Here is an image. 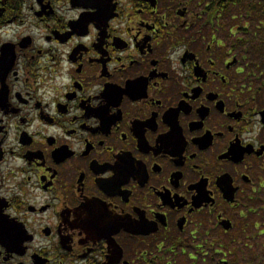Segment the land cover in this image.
I'll return each mask as SVG.
<instances>
[{
    "label": "flooded vegetation",
    "instance_id": "obj_1",
    "mask_svg": "<svg viewBox=\"0 0 264 264\" xmlns=\"http://www.w3.org/2000/svg\"><path fill=\"white\" fill-rule=\"evenodd\" d=\"M260 251L264 3L0 0V264Z\"/></svg>",
    "mask_w": 264,
    "mask_h": 264
},
{
    "label": "trees",
    "instance_id": "obj_2",
    "mask_svg": "<svg viewBox=\"0 0 264 264\" xmlns=\"http://www.w3.org/2000/svg\"><path fill=\"white\" fill-rule=\"evenodd\" d=\"M262 3H264V0H260ZM249 18V17H248ZM250 19V18H249ZM256 264H260L259 259L257 258Z\"/></svg>",
    "mask_w": 264,
    "mask_h": 264
},
{
    "label": "rangeland",
    "instance_id": "obj_3",
    "mask_svg": "<svg viewBox=\"0 0 264 264\" xmlns=\"http://www.w3.org/2000/svg\"><path fill=\"white\" fill-rule=\"evenodd\" d=\"M260 253L264 255V251H262V252L260 251ZM263 259H264V256H263Z\"/></svg>",
    "mask_w": 264,
    "mask_h": 264
}]
</instances>
